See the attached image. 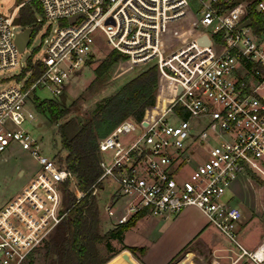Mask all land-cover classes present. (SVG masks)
Returning <instances> with one entry per match:
<instances>
[{
    "label": "built area",
    "instance_id": "2783aa9c",
    "mask_svg": "<svg viewBox=\"0 0 264 264\" xmlns=\"http://www.w3.org/2000/svg\"><path fill=\"white\" fill-rule=\"evenodd\" d=\"M235 1L38 0L36 34L50 37L57 25L32 61L40 74L30 81L26 64L0 89V156L16 144L38 164L19 193L0 200V264H24L67 218V195L84 196L65 158L41 154L24 124L34 120L28 104L39 113L37 88L61 101L62 86L91 64L99 34L125 71L156 69V103L163 102L152 118L148 109L140 121L128 117L98 141L101 174L90 193L98 198L113 185L99 206L109 227L142 211L168 219L194 207L236 248L215 249L211 264H264V239L252 251L237 240L243 212L227 196L240 176L264 185V0H254L256 25L251 2ZM24 4L0 12V71L18 66L13 29L28 26L14 18ZM197 154L205 159L195 161Z\"/></svg>",
    "mask_w": 264,
    "mask_h": 264
},
{
    "label": "rangeland",
    "instance_id": "374dc122",
    "mask_svg": "<svg viewBox=\"0 0 264 264\" xmlns=\"http://www.w3.org/2000/svg\"><path fill=\"white\" fill-rule=\"evenodd\" d=\"M19 1L20 0H0V12L9 14L22 2L25 1V3H27L30 0H21L20 3ZM17 16H19V10ZM56 27L57 25L53 24L50 37L44 36L43 31L33 36L29 47L19 55L17 67L0 71V80H2L0 89L16 82V77L19 75L21 68L25 67L28 60L34 61L36 58H40L43 55L48 44L44 42V38H51ZM21 30L22 28L20 26H16L13 29L15 33ZM99 36L102 38L100 37L96 41L94 46L95 56L92 59V63L84 67L80 75L74 77L68 84L62 86V91L66 96V106H69L73 100L77 99L83 93L85 88L95 77L94 69L111 52L102 34H99ZM125 67L126 65L124 63L117 62L113 67L114 69L107 86L94 96L87 97V99L81 102L80 105L73 109L63 120L89 111L94 106L95 102L117 90L125 82L144 69L143 66H139L132 70L125 71ZM22 75H25L24 71H22ZM36 95L41 100L52 98L50 91L47 89L37 88ZM158 104L159 102L156 103L154 107L148 108V118H152L158 111ZM27 109L34 114V120L24 124V127L32 136H42L41 141L37 143L39 152L51 158L57 156L65 158L66 151L62 149L60 144L58 124L50 121L47 116L35 112L30 104L27 105ZM194 123L197 126L199 125L196 120H194ZM204 159L205 157L197 154L194 160L201 162ZM37 169V161L32 157L29 151L23 150L16 144L9 146L4 154L0 156V200L10 198L19 193ZM21 171L24 173L20 176L19 173H21ZM187 173L188 169L186 168L183 174L186 175ZM112 187L113 185L107 182L105 190L98 194L97 201L99 206L105 203L107 195L109 191L112 190ZM227 196L228 199L231 198L232 202L243 212V221L238 231L237 240L245 248L254 250L253 248L259 243L261 233L262 240L264 239V222L262 220L264 213V185L258 180L247 179L245 176H240L232 183L231 190ZM252 204L258 216L253 222H251L254 215ZM189 217L195 223H206L203 215L196 209L191 210ZM100 218L102 221V232L112 229L107 224V219L102 210L100 211ZM152 218L157 219L158 217L149 215V220L144 224H140L138 228L128 232L125 241L110 240L111 246L109 250L104 243L98 244V249L102 255L109 256L114 254L110 258L112 261L109 262V260L108 264H119L118 262L125 264L127 261L131 264H139L141 254L139 252L131 253L125 248V246H127L125 243H142L146 245L149 251V261H151L152 264H161L181 243H183V236H181V234L185 227L189 226L188 224L172 225L170 221H167L161 227H151L149 222L153 220ZM202 242L207 246L202 244ZM220 246L236 249L233 243L226 240L218 230L209 225L199 240L193 241L192 245L185 248L168 263L211 264L213 251ZM43 261L41 255H35L32 264H42ZM224 264H227V262L224 261Z\"/></svg>",
    "mask_w": 264,
    "mask_h": 264
},
{
    "label": "trees",
    "instance_id": "16d2710c",
    "mask_svg": "<svg viewBox=\"0 0 264 264\" xmlns=\"http://www.w3.org/2000/svg\"><path fill=\"white\" fill-rule=\"evenodd\" d=\"M246 1L251 2L249 17L253 24L260 23V18L254 11V0ZM42 16L43 10L38 0H30L19 9L20 24L32 28L31 39L41 27V22H37V18ZM118 59L117 53L111 51L94 69L93 80L69 106L62 101L40 100L34 97L38 112L58 124L60 144L66 151V166L75 175L84 196L77 200L71 194L67 195L69 206L67 218L56 227L42 247L29 255L24 264H32L35 255H41L44 260L42 264H106L114 254L102 255L98 244L104 243L109 250L110 240L123 241L124 233L145 216L144 211L138 212L126 223L102 232L99 204L97 198L91 196L90 187L101 174L99 139L128 117L142 120L146 110L155 106L158 82L156 69L149 67L141 70L117 90L95 102L89 111L63 120L87 97L94 96L107 86ZM31 69L30 81H33L39 76L40 68L33 66L32 60H28L24 71ZM162 106L163 102L159 101L157 110L159 111ZM125 248L131 253L139 252L141 256L145 254V248L132 246ZM111 261L112 259L109 262Z\"/></svg>",
    "mask_w": 264,
    "mask_h": 264
},
{
    "label": "crops",
    "instance_id": "0c3cea01",
    "mask_svg": "<svg viewBox=\"0 0 264 264\" xmlns=\"http://www.w3.org/2000/svg\"><path fill=\"white\" fill-rule=\"evenodd\" d=\"M21 174H22V172H21ZM252 206H253V204H252ZM192 209H196V208L188 207V208L184 209L183 211H181L178 215H176L175 217H172V218H168V219H161V218L153 219L152 218L153 220H150L149 223L151 224V227H159V226L161 227L167 221H170L172 225H181V224H186V225L188 224L189 225V226H186L185 229L182 231L181 236H183V243H181L179 245V247L176 248L161 264H167L175 256H177L181 251H183L188 246L192 245L193 241L199 240L202 237V235L204 234V232L207 229V227L209 226V224L207 222V218L198 209H196V210H198L203 215V217L205 218L206 223L205 224H199V223L193 222L190 219V217H189ZM253 209H254V212H253L254 215H253V218H252L251 222H253L258 217L256 212H255L256 210H255L254 206H253ZM263 218H264V213H263ZM263 218H262V220H263ZM147 220H149V215H145L143 218L139 219L133 227H131L130 229H128L124 233L123 240L125 241L126 236H127L129 231H132L135 228H138L140 226V224H144ZM240 226H241V223H240ZM261 240H262V233L260 234L259 243L261 242ZM125 244L127 246H132V247L145 248V254L143 256H141V259L139 260V264H152L151 261H149V256H148V252L149 251L147 250V246L146 245H144L142 243L141 244L125 243ZM202 244H204V243L202 242ZM204 245H206V244H204ZM220 247H218V248H220ZM255 248H253V249H255ZM249 251H252V250H249ZM118 263L119 264L120 263L123 264L122 262H118ZM106 264H108V262ZM125 264H131V263L127 261ZM221 264H224L223 260L221 261Z\"/></svg>",
    "mask_w": 264,
    "mask_h": 264
},
{
    "label": "water",
    "instance_id": "95a60500",
    "mask_svg": "<svg viewBox=\"0 0 264 264\" xmlns=\"http://www.w3.org/2000/svg\"><path fill=\"white\" fill-rule=\"evenodd\" d=\"M240 0H236L235 2H239ZM75 20V17L71 18V22L73 23ZM14 24L15 25H20V21H19V18L18 16H16L14 18ZM250 24V20L249 19H246L243 23H242V26H245V25H249ZM31 28L27 27L25 29H23L22 31H19L17 34H16V37H15V44L19 50V52H23L25 50V48L29 45L30 43V40H31ZM200 43L202 44H208L209 41L206 37H203L199 40ZM94 57V54L91 55V58ZM89 63H92V59L89 60ZM60 100L64 103L66 102V96L65 95H62ZM78 121H80V117H78ZM42 139V136L39 135L37 137V140L38 141H41ZM22 172V171H21ZM21 174V173H20Z\"/></svg>",
    "mask_w": 264,
    "mask_h": 264
}]
</instances>
